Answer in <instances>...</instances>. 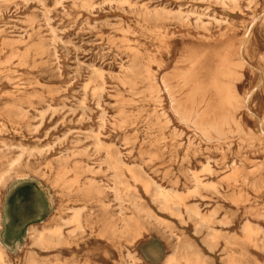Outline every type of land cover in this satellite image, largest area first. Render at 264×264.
<instances>
[{
  "label": "rangeland",
  "instance_id": "374dc122",
  "mask_svg": "<svg viewBox=\"0 0 264 264\" xmlns=\"http://www.w3.org/2000/svg\"><path fill=\"white\" fill-rule=\"evenodd\" d=\"M1 175L0 264H264V0H0Z\"/></svg>",
  "mask_w": 264,
  "mask_h": 264
},
{
  "label": "bare ground",
  "instance_id": "6f19581e",
  "mask_svg": "<svg viewBox=\"0 0 264 264\" xmlns=\"http://www.w3.org/2000/svg\"><path fill=\"white\" fill-rule=\"evenodd\" d=\"M125 12V11H124ZM20 16V15H19ZM105 19V18H104ZM109 19V18H108ZM110 20V19H109ZM222 20V19H221ZM19 21V20H18ZM23 21V20H22ZM100 22V21H99ZM108 23V22H107ZM111 24V23H110ZM82 25V24H81ZM70 26V25H69ZM101 26V25H100ZM51 27V26H50ZM66 30V29H65ZM206 30V29H205ZM50 31V30H49ZM72 37H74V36H72ZM65 40V39H64ZM82 40V39H81ZM67 42V41H66ZM80 42H82V41H80ZM92 43H94V42H92ZM56 44V43H55ZM70 44H72L71 42H70ZM50 45V44H49ZM73 45V44H72ZM74 46V45H73ZM76 46V45H75ZM74 46V47H75ZM50 47V46H49ZM62 48V47H61ZM76 48V47H75ZM79 48V47H78ZM77 48V49H78ZM82 49V48H81ZM91 49V48H90ZM79 50H80V48H79ZM96 51V50H95ZM68 52V51H67ZM65 54V53H64ZM65 57V56H64ZM103 57V56H102ZM74 60V59H73ZM75 61V60H74ZM83 61V60H82ZM77 63V62H76ZM89 64V63H88ZM87 64V65H88ZM78 65V64H77ZM74 67V66H73ZM81 67V66H80ZM100 67V66H99ZM90 68V67H89ZM101 68V67H100ZM86 69V68H85ZM75 70H76V68H75ZM78 70V69H77ZM87 70V69H86ZM80 71V70H79ZM102 71V70H101ZM74 72V71H73ZM106 72H108V71H106ZM75 73V72H74ZM73 73V74H74ZM79 73V72H78ZM108 73H113V72H108ZM92 74H94V73H92ZM117 74V73H116ZM79 76V75H78ZM73 77H75V76H73ZM93 79V78H92ZM82 87V86H81ZM80 89V88H79ZM105 89V88H104ZM84 95H85V93H84ZM83 95V96H84ZM109 95V94H108ZM82 96V97H83ZM229 98L227 99L228 100V102L229 103H231L232 104V102L233 101H235L236 99H235V97H232V96H228ZM82 100V99H81ZM83 101V100H82ZM83 109V108H82ZM88 110V109H87ZM193 110H194V108H193ZM192 110V111H193ZM197 112V111H196ZM210 112V109L206 106L205 108H204V110H202V111H199V113L198 114H201V115H207L208 113ZM82 114V113H81ZM230 115H226V116H224V117H221L219 120H217V121H215L214 122V126L215 127H217V126H219V125H222V124H226L227 123V121L229 120V117ZM111 117H112V115H111ZM184 121H185V119H184ZM204 134V133H203ZM210 141V140H209ZM82 142V141H81ZM79 143H80V140H79ZM110 143V142H109ZM112 144V143H111ZM114 144V143H113ZM120 145V144H119ZM62 153V152H61ZM143 160V159H142ZM203 166V165H202ZM206 166H208V163L206 164ZM1 177H2V175L0 176V181H1ZM163 189H165V188H163ZM162 189V190H163ZM162 190H160L159 192H158V196L161 198V200L162 201H165L166 199H167V195H168V193L166 192V191H162ZM28 202V201H27ZM26 202V203H27ZM27 205V204H26ZM22 210V209H21ZM25 210V209H24ZM22 213H23V211H22ZM191 213H193L195 216L197 215H199V212L196 210V211H192ZM23 215H25V214H23ZM22 216V215H21ZM29 217V216H28ZM38 217V216H37ZM21 219H23V218H21ZM72 219L73 220H77L78 219V213L77 212H74L73 213V217H72ZM30 220H33V219H31L30 218ZM27 221V220H26ZM29 221V220H28ZM25 222V221H24ZM24 222H23V224H24ZM17 227V226H16ZM35 227V226H34ZM32 229V228H31ZM35 229V228H34ZM33 229V230H34ZM44 229V228H43ZM37 231V230H36ZM35 231V232H36ZM37 233V232H36ZM36 242H37V238H36ZM5 244V243H4ZM30 253V252H29ZM0 257H1V253H0ZM129 258V257H128ZM169 260H170V258H168L165 262H166V264H170V262H169Z\"/></svg>",
  "mask_w": 264,
  "mask_h": 264
}]
</instances>
